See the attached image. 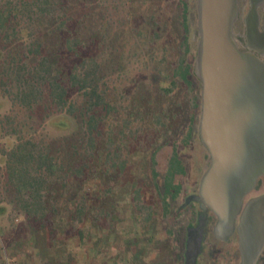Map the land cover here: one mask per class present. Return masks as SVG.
<instances>
[{"label":"rangeland","instance_id":"rangeland-1","mask_svg":"<svg viewBox=\"0 0 264 264\" xmlns=\"http://www.w3.org/2000/svg\"><path fill=\"white\" fill-rule=\"evenodd\" d=\"M237 1L234 31L239 36L246 31L245 16L250 3L249 0ZM69 2L76 15L86 14L87 23L82 34L89 42L87 52L100 61L104 80L118 85L136 101L144 133L121 176L107 173L103 166L96 164L86 181L71 180L65 187H56L53 198L59 208L52 236L46 229L33 231L26 227L22 216L12 217V205L0 201V238L5 251L9 257L16 258V264H177V251L184 249L185 227L191 214L190 202L181 206L187 196L197 193V181L208 165V152L198 132L201 81L194 70L197 0ZM184 4L189 28L187 61L192 65V93L199 96V106L194 109L193 131L187 142L184 139L190 122L192 93L181 82L169 94L161 89L170 86L172 68L181 53ZM258 11L260 19L264 3ZM51 29L45 30V37L52 58L56 59L58 37ZM9 109V101L0 97V115ZM123 115H111L103 130L111 123L117 129ZM43 126V133L48 134L58 155L77 161L79 157L72 144L78 141V121L70 117L69 125L61 128L48 118ZM5 140L0 138V147ZM175 146L185 164L186 174L181 177L179 196L171 201L170 212L164 215L159 190ZM153 154L156 177L152 173ZM1 161L0 155V165ZM134 185L140 188L144 200L153 205L152 219L145 225L139 223L132 202ZM263 191L264 176L260 189L254 194ZM81 195H86L90 211L80 224L84 229L82 237L69 223L70 213ZM100 209L103 210L101 214ZM2 255L0 251V263Z\"/></svg>","mask_w":264,"mask_h":264},{"label":"trees","instance_id":"trees-1","mask_svg":"<svg viewBox=\"0 0 264 264\" xmlns=\"http://www.w3.org/2000/svg\"><path fill=\"white\" fill-rule=\"evenodd\" d=\"M181 18V53L172 68L170 86L161 88L167 94L180 82L188 92L194 91L192 65L187 61L186 4ZM85 23L86 14L76 15L69 0H0V97L10 103V109L0 115V138L6 139L0 147V201L10 203L12 217L22 216L26 227L46 229L51 236L59 208L53 198L56 187H65L71 180L86 181L96 164L107 173L121 176L144 133L136 101L118 85L106 82L100 61L87 52L89 42L82 34ZM48 28L58 37L56 59L47 46ZM198 106L199 96L192 93L184 142L191 137ZM116 113L124 114L118 128L111 123L103 130ZM70 117L79 124L78 141L72 144L77 161L59 156L48 134L43 133L48 118L66 128ZM155 164L153 154L154 177ZM185 174V164L175 146L159 190L164 215L179 196ZM132 202L139 223L145 225L152 219L153 205L135 185ZM89 213L87 197L81 195L69 217L71 229L80 237L84 233L80 224Z\"/></svg>","mask_w":264,"mask_h":264},{"label":"water","instance_id":"water-1","mask_svg":"<svg viewBox=\"0 0 264 264\" xmlns=\"http://www.w3.org/2000/svg\"><path fill=\"white\" fill-rule=\"evenodd\" d=\"M259 0L245 16L248 49H241L234 23L237 0H197L198 38L194 70L201 81L198 132L210 162L196 194L197 225L188 227L184 264H197L207 210L217 229L236 228L241 264H257L264 247V194L244 197L264 175V59L250 43L261 41ZM238 216V223L235 222Z\"/></svg>","mask_w":264,"mask_h":264},{"label":"flooded vegetation","instance_id":"flooded-vegetation-1","mask_svg":"<svg viewBox=\"0 0 264 264\" xmlns=\"http://www.w3.org/2000/svg\"><path fill=\"white\" fill-rule=\"evenodd\" d=\"M259 1L260 2L258 5V9L264 3V0H259ZM249 3L251 5V0H249ZM259 30L262 34L261 36L262 40L254 41L250 43V45H252L253 51H255L258 55L261 56V58L264 59V13L262 14V16H260V19H259ZM237 38H238L240 48L248 49L249 40L246 37V31L244 35H239L237 36ZM206 158H207L208 165H209V162H210L209 154H207ZM263 176L264 175L260 176L257 179V182L255 183V186L253 187V189L244 197L243 206L251 198L264 194V191L254 194V192H257L260 189L262 185ZM200 178L197 181L198 182L197 189L199 187ZM188 207L191 208L190 210L191 214L189 216L188 224L185 227L184 249L177 251V256H178L176 257L177 262H178L177 264H184L188 227L198 226L197 218H198V213L200 211L199 204L196 203L195 201H191ZM206 213H207L206 214L207 220L200 230V238H201L202 247L197 256V264H241L242 253H241V249L239 246V234L236 228H234L229 233H226L227 230L225 229H217L216 228V224H217L216 216L213 214V212L210 209L207 210ZM237 223H238V216L235 222V226L237 225ZM263 257H264V247L258 257L257 264H264Z\"/></svg>","mask_w":264,"mask_h":264},{"label":"built area","instance_id":"built-area-1","mask_svg":"<svg viewBox=\"0 0 264 264\" xmlns=\"http://www.w3.org/2000/svg\"><path fill=\"white\" fill-rule=\"evenodd\" d=\"M0 251L3 253L0 264H16L15 257H9L5 251V245L0 238Z\"/></svg>","mask_w":264,"mask_h":264}]
</instances>
